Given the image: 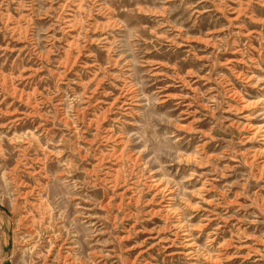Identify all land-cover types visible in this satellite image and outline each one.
Returning <instances> with one entry per match:
<instances>
[{
    "label": "rangeland",
    "instance_id": "obj_1",
    "mask_svg": "<svg viewBox=\"0 0 264 264\" xmlns=\"http://www.w3.org/2000/svg\"><path fill=\"white\" fill-rule=\"evenodd\" d=\"M0 264H264V0H0Z\"/></svg>",
    "mask_w": 264,
    "mask_h": 264
}]
</instances>
